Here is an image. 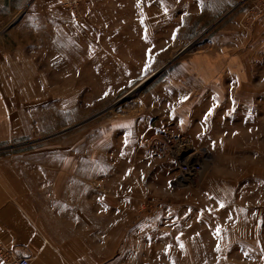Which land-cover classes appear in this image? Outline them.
Here are the masks:
<instances>
[{"label":"rangeland","instance_id":"obj_1","mask_svg":"<svg viewBox=\"0 0 264 264\" xmlns=\"http://www.w3.org/2000/svg\"><path fill=\"white\" fill-rule=\"evenodd\" d=\"M14 4L0 82L32 133L0 172L42 223L91 264H264V0Z\"/></svg>","mask_w":264,"mask_h":264},{"label":"crops","instance_id":"obj_2","mask_svg":"<svg viewBox=\"0 0 264 264\" xmlns=\"http://www.w3.org/2000/svg\"><path fill=\"white\" fill-rule=\"evenodd\" d=\"M14 6V0H0V8H6L0 14L9 20ZM31 133L29 115L17 107L0 82V146L24 139ZM10 182L0 172V232L17 254L31 258L32 264H91V255L85 253L84 247L56 237Z\"/></svg>","mask_w":264,"mask_h":264},{"label":"built area","instance_id":"obj_3","mask_svg":"<svg viewBox=\"0 0 264 264\" xmlns=\"http://www.w3.org/2000/svg\"><path fill=\"white\" fill-rule=\"evenodd\" d=\"M62 5H64L66 8H68L70 11L74 12L75 14H78L79 8L82 5V2L84 0H59ZM180 135H174L173 134V144L170 145V149L173 154V148L177 142V138H179ZM183 137V136H181ZM184 153H186L184 151ZM174 156V155H173ZM175 157V156H174ZM179 161V165H175L176 168V177H178L181 180H189L190 182H193L196 178L194 174L200 175V172L202 171V165L198 162H188L186 160H182V158H177ZM195 165H199V168H197ZM0 262L1 264H32L31 258L26 256H19L15 250V247L5 239L1 232H0Z\"/></svg>","mask_w":264,"mask_h":264},{"label":"bare ground","instance_id":"obj_4","mask_svg":"<svg viewBox=\"0 0 264 264\" xmlns=\"http://www.w3.org/2000/svg\"><path fill=\"white\" fill-rule=\"evenodd\" d=\"M121 101H123V100H121ZM190 154H192V153H190ZM192 156H195V157H197V155H196V154H192Z\"/></svg>","mask_w":264,"mask_h":264},{"label":"water","instance_id":"obj_5","mask_svg":"<svg viewBox=\"0 0 264 264\" xmlns=\"http://www.w3.org/2000/svg\"><path fill=\"white\" fill-rule=\"evenodd\" d=\"M136 89V88H135ZM135 89H133L132 91H134ZM123 98H125V97H123Z\"/></svg>","mask_w":264,"mask_h":264}]
</instances>
